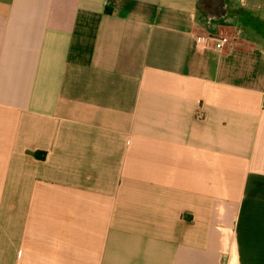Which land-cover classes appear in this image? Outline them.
<instances>
[{
    "label": "crops",
    "instance_id": "obj_1",
    "mask_svg": "<svg viewBox=\"0 0 264 264\" xmlns=\"http://www.w3.org/2000/svg\"><path fill=\"white\" fill-rule=\"evenodd\" d=\"M224 5L0 0V264H264V0Z\"/></svg>",
    "mask_w": 264,
    "mask_h": 264
},
{
    "label": "built area",
    "instance_id": "obj_2",
    "mask_svg": "<svg viewBox=\"0 0 264 264\" xmlns=\"http://www.w3.org/2000/svg\"><path fill=\"white\" fill-rule=\"evenodd\" d=\"M210 38V37H209ZM211 40L212 41H218V43L216 44V48L221 51L225 44L227 43V39L225 38H219L218 40L215 38V37H211ZM208 38L207 37H204V36H198L195 38V44H196V47L198 49H200L201 51L202 50H205L208 46ZM201 115V114H200ZM199 115V116H200Z\"/></svg>",
    "mask_w": 264,
    "mask_h": 264
},
{
    "label": "flooded vegetation",
    "instance_id": "obj_3",
    "mask_svg": "<svg viewBox=\"0 0 264 264\" xmlns=\"http://www.w3.org/2000/svg\"><path fill=\"white\" fill-rule=\"evenodd\" d=\"M198 2L201 8L206 9L213 16L222 14L225 7L220 9L221 0H198Z\"/></svg>",
    "mask_w": 264,
    "mask_h": 264
},
{
    "label": "trees",
    "instance_id": "obj_4",
    "mask_svg": "<svg viewBox=\"0 0 264 264\" xmlns=\"http://www.w3.org/2000/svg\"><path fill=\"white\" fill-rule=\"evenodd\" d=\"M250 20H251L250 23H252V24H254V25H256V26L259 25L256 21H254V20H252V19H250Z\"/></svg>",
    "mask_w": 264,
    "mask_h": 264
},
{
    "label": "water",
    "instance_id": "obj_5",
    "mask_svg": "<svg viewBox=\"0 0 264 264\" xmlns=\"http://www.w3.org/2000/svg\"><path fill=\"white\" fill-rule=\"evenodd\" d=\"M224 0H221V4H220V9H222V7H224Z\"/></svg>",
    "mask_w": 264,
    "mask_h": 264
},
{
    "label": "rangeland",
    "instance_id": "obj_6",
    "mask_svg": "<svg viewBox=\"0 0 264 264\" xmlns=\"http://www.w3.org/2000/svg\"><path fill=\"white\" fill-rule=\"evenodd\" d=\"M193 1H195V0H193Z\"/></svg>",
    "mask_w": 264,
    "mask_h": 264
}]
</instances>
